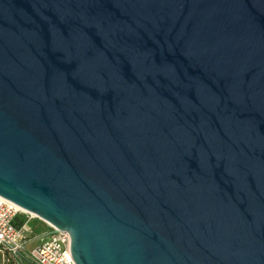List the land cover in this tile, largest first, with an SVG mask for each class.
Wrapping results in <instances>:
<instances>
[{"label":"water","instance_id":"95a60500","mask_svg":"<svg viewBox=\"0 0 264 264\" xmlns=\"http://www.w3.org/2000/svg\"><path fill=\"white\" fill-rule=\"evenodd\" d=\"M0 196L76 264H264V0H0Z\"/></svg>","mask_w":264,"mask_h":264},{"label":"built area","instance_id":"2783aa9c","mask_svg":"<svg viewBox=\"0 0 264 264\" xmlns=\"http://www.w3.org/2000/svg\"><path fill=\"white\" fill-rule=\"evenodd\" d=\"M35 218L39 219L0 196V254L3 262L12 257L17 259V264H76L69 252V235L45 221L48 233L34 246L26 248L36 234L27 231L25 222ZM18 221L22 223L19 225Z\"/></svg>","mask_w":264,"mask_h":264},{"label":"rangeland","instance_id":"374dc122","mask_svg":"<svg viewBox=\"0 0 264 264\" xmlns=\"http://www.w3.org/2000/svg\"><path fill=\"white\" fill-rule=\"evenodd\" d=\"M25 219H24V221H25ZM25 226L27 228V231L28 232H32V234L36 233V232H38V230H40V233L37 234L36 237L31 242H28L26 244V248L29 249V248H31L33 246L32 243H35L36 241H39L41 237L46 235L47 226H46L44 221L39 220L37 218L27 220L25 222ZM1 259H2V256L0 254V261H1ZM1 264H4V263L2 262Z\"/></svg>","mask_w":264,"mask_h":264},{"label":"trees","instance_id":"16d2710c","mask_svg":"<svg viewBox=\"0 0 264 264\" xmlns=\"http://www.w3.org/2000/svg\"><path fill=\"white\" fill-rule=\"evenodd\" d=\"M22 223V221H18V223L17 224H21ZM17 259L16 258H12V257H10L9 258V260H7V261H4L3 263L4 264H17Z\"/></svg>","mask_w":264,"mask_h":264},{"label":"crops","instance_id":"0c3cea01","mask_svg":"<svg viewBox=\"0 0 264 264\" xmlns=\"http://www.w3.org/2000/svg\"><path fill=\"white\" fill-rule=\"evenodd\" d=\"M46 226H47V225H46ZM43 227H44V226H43ZM48 230H49V229H48V227H47V229H46V232H47V233H48ZM39 233H40V230H38V232H36L35 234L37 235V234H39ZM35 237H36V236H35ZM35 237H34V238H35ZM34 238H33V239H34ZM33 239H31L29 242H31ZM38 242H39V241H36L35 243H32V245L34 246V245H35L36 243H38ZM2 262H3V260L1 259L0 264H1Z\"/></svg>","mask_w":264,"mask_h":264}]
</instances>
